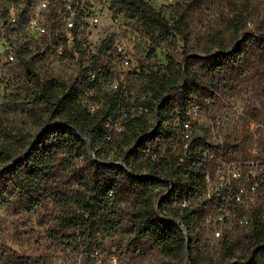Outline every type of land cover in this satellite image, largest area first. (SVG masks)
<instances>
[{
    "label": "trees",
    "instance_id": "16d2710c",
    "mask_svg": "<svg viewBox=\"0 0 264 264\" xmlns=\"http://www.w3.org/2000/svg\"><path fill=\"white\" fill-rule=\"evenodd\" d=\"M206 1L183 0L177 4L178 17L173 24L147 0H112V11L118 8L129 19L147 22L149 28H158L160 35L180 34L188 44L189 34L183 27L187 25V16ZM224 1L232 14L228 28L234 32L237 45L230 49L218 43L215 52L214 48L206 50L210 72L234 69L244 58L249 41L264 44V22L255 30L249 27L248 17L254 5L249 0ZM48 15L53 29L61 27L54 8ZM114 16L119 19L115 12ZM100 54L107 61L98 73L111 77L116 71L139 77V94L121 85L119 89L105 91L99 101L95 96L99 106L91 111L83 101L84 89L94 86L88 76L84 81L70 83L36 79L33 102L45 104V109L31 111V116L33 123L42 127L40 132L32 135L8 117L0 116V209L20 214L37 213L51 204L57 206L60 229L75 230L72 235L53 233L65 247L91 236L93 242L89 247L96 253L100 232L122 229L132 236L133 243L151 244V249L167 256L170 260L164 264H197L192 243L188 251L184 228H191L205 215V209L192 202L184 206L174 203L193 201L206 188L210 161L207 151L213 150V144L204 134L202 121L179 115L176 108L179 101L186 107L213 97L211 86L201 80L195 67L203 57L196 51L185 50L180 68L169 75L161 68L144 72V66L138 70L133 63L131 67L123 65L109 37L104 39ZM10 102L9 110H13L15 102ZM140 105L157 109L160 120L170 119V125L152 130L154 125L146 113L129 118L123 131H116L112 139H107L106 122L121 117L124 110L134 113ZM99 146L115 152L114 159H102L98 154L91 157L90 149ZM223 154L227 162L237 159L233 153ZM223 174L229 177L231 187H221L216 193L219 196L215 194L216 201L222 209L235 207L241 211L238 221L243 223L246 213L239 204L242 192L235 184V180L242 179L228 172ZM253 184L264 187V178ZM161 186L168 190L158 209L155 196ZM164 210H168L167 215ZM252 218L247 233L235 237L242 226L238 222L223 234L221 257L210 264H264V209L254 210ZM0 264L36 262L31 256L2 251Z\"/></svg>",
    "mask_w": 264,
    "mask_h": 264
},
{
    "label": "rangeland",
    "instance_id": "374dc122",
    "mask_svg": "<svg viewBox=\"0 0 264 264\" xmlns=\"http://www.w3.org/2000/svg\"><path fill=\"white\" fill-rule=\"evenodd\" d=\"M10 1L0 0V116L8 117L14 125L35 136L42 127L33 123L31 111L42 112L45 109V104L33 102L35 80L70 83L84 81L87 76L91 79L107 61L106 56L100 54V48L108 37L113 47L123 43L129 48L127 52L134 67L139 70L144 66V72L161 68L170 75L180 68L185 50L196 51L203 57L195 67L201 80L211 86L214 95L204 102H194L201 105L198 119L204 123V134L213 144V150L207 151L210 155L207 184L196 199L175 202L174 206L192 202L204 207L205 215L197 219L191 228H184L188 251L192 243L197 264L219 260L223 234L238 222L242 226L235 237L247 233L252 225L253 211L264 209V187L253 184L264 178V44L249 41L244 58L234 69L210 72L206 50L214 48L215 52L217 48L214 46L218 43L232 49L237 42L234 32L228 28L232 14L226 2L208 0L187 16V25L183 27L189 34L188 44L180 34L160 35L158 28H149L145 21L129 19L116 8L114 12L119 19L114 24L83 28L77 33L75 44H67L63 52H59L63 26L61 24V27L53 29L48 13L53 8L57 11L56 3L60 0H49L47 7L43 6L47 0H19L24 6L25 17L18 24L12 22L14 10L10 11ZM147 1L173 24L178 17L176 6L183 0ZM249 1L254 5V11L248 20L255 30L264 22V0ZM40 11L49 26V32L44 35L32 33L27 25L28 18ZM10 53L14 54V60L9 58ZM95 56L98 58L95 59ZM114 75L120 76L124 87L139 94V77L118 72H113ZM107 90H111L109 83L100 87L96 95L98 101L103 99ZM11 100L15 102L13 110H9ZM178 106L183 108L184 103L179 101ZM148 114L150 123L154 125L152 130L171 123L170 119L160 120L157 109L150 108ZM117 119L120 120V117ZM122 122L125 124V121ZM101 147L91 148V157L98 154L102 159H114L115 152ZM223 153L237 156L235 162L228 163L235 164L244 176L242 180H235L242 192L240 210L246 213L243 223L238 221L241 211L235 210V207L232 210L222 209L216 201L218 197L215 198L221 187H231L229 177L218 171L220 165L228 164ZM160 180L163 181L162 178ZM167 190V186L156 190L158 209L159 201ZM59 214L60 209L52 204L37 213L16 214L0 209V252L31 256L36 264H164L170 260L157 249H151V244L133 243L132 236L122 229L113 233L100 232L95 245L99 254L89 247L93 242L91 236L72 247H65L53 233L72 235L75 230H61L56 219ZM164 214L167 215L168 210H164Z\"/></svg>",
    "mask_w": 264,
    "mask_h": 264
},
{
    "label": "built area",
    "instance_id": "2783aa9c",
    "mask_svg": "<svg viewBox=\"0 0 264 264\" xmlns=\"http://www.w3.org/2000/svg\"><path fill=\"white\" fill-rule=\"evenodd\" d=\"M50 5V1L47 0L43 2V6L47 7ZM57 6V19L61 20L63 26L61 34V43L59 47V52H63L64 46L67 44H75L76 35L83 28H94L100 27L107 24H114L117 20L112 11V0H60ZM24 6L19 0H11L9 4L10 11L14 10L12 13V22L18 24L24 17ZM28 28L34 34L44 35L49 32V26L46 20L43 18V12L34 13L30 18H28ZM249 27H253L252 23H249ZM117 51L120 53V62L123 65L131 67L132 59L129 53L127 52L126 46L122 44L116 46ZM9 58L14 60L15 56L13 53L9 54ZM116 72V71H115ZM120 73V72H118ZM91 83L94 86H90L87 89V98L86 104L91 111H95L99 106V102L95 99L96 91L98 86H103L108 84L111 86V89H119L123 85V81L118 75L108 77L106 74L96 73L91 79ZM201 110V105L197 102H192L186 107H177V114H184L186 118L193 120L198 119L199 112ZM150 112V108L145 106H138L135 109L134 113H131L129 110H124L120 120L110 118L106 122V127L108 129L107 139H112L113 133L121 132L124 130L125 124L122 121H127L129 118L134 116H142ZM179 117V116H178ZM199 120V119H198ZM228 163V162H227ZM232 164L231 166H229ZM222 164L218 167V171L223 174L228 172L233 175V177L243 178L242 174L238 172V168L233 163ZM236 168H234V167ZM238 172V174H237ZM217 234H221L220 231H217ZM98 254V251H96Z\"/></svg>",
    "mask_w": 264,
    "mask_h": 264
},
{
    "label": "water",
    "instance_id": "95a60500",
    "mask_svg": "<svg viewBox=\"0 0 264 264\" xmlns=\"http://www.w3.org/2000/svg\"><path fill=\"white\" fill-rule=\"evenodd\" d=\"M179 223H181V222H179Z\"/></svg>",
    "mask_w": 264,
    "mask_h": 264
}]
</instances>
